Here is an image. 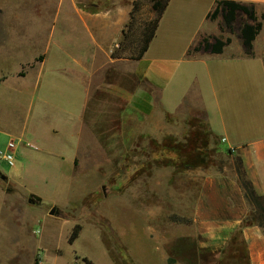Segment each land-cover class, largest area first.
I'll list each match as a JSON object with an SVG mask.
<instances>
[{
    "label": "rangeland",
    "instance_id": "obj_1",
    "mask_svg": "<svg viewBox=\"0 0 264 264\" xmlns=\"http://www.w3.org/2000/svg\"><path fill=\"white\" fill-rule=\"evenodd\" d=\"M111 8L129 10L122 31L138 47L155 17L149 0H0V151L9 141L17 146L14 168L0 161V232L12 235L4 238L5 246L19 243L20 264H85L82 258L92 264H202L197 247L203 239L194 215L203 183L212 177L237 179L236 158L207 128L195 88L175 115H167L158 91L121 74L124 69L108 60L93 86L78 94L56 73L37 80L45 55L31 59L45 47L52 58L45 71L61 65L64 40L81 41L80 54L88 51L90 42L81 37L72 10ZM243 20L238 17L232 34L224 29L220 38L237 37ZM114 36L109 32L101 43L109 46ZM17 47L21 57L12 58ZM95 62L103 67L102 57ZM139 88L155 99L150 115L125 111L121 90ZM89 93L81 113V96ZM119 109L123 117L113 125ZM188 137L207 140L203 166L177 168L160 161L173 157L159 151L167 139L185 144ZM188 160L191 166V156ZM30 196L41 203L29 204ZM75 226L79 236L70 244ZM234 238L224 244L220 264H250L247 245L238 233Z\"/></svg>",
    "mask_w": 264,
    "mask_h": 264
},
{
    "label": "crops",
    "instance_id": "obj_2",
    "mask_svg": "<svg viewBox=\"0 0 264 264\" xmlns=\"http://www.w3.org/2000/svg\"><path fill=\"white\" fill-rule=\"evenodd\" d=\"M228 1L253 7L258 20L264 18V0ZM215 2L170 0L147 52L139 61L109 57V50L121 40L129 10L111 8L93 13L72 10V17H77L76 21L81 24V37L90 42L86 54H80L79 50L84 47L81 41L64 40L59 46L63 54L61 65L50 66L45 71L47 63H52L50 46L33 55L31 62L44 54L37 80L40 81L45 72L49 76L56 73L78 94L85 85L89 89L93 86L94 77L108 60L111 65L124 69L121 74H130L136 82L146 83L158 91L162 113L167 115H175L195 88L210 133L220 139L222 147L234 158L241 160L255 192L264 197V20L250 55L245 54L239 33L234 39L227 38L230 43L220 54L203 49L194 51L202 39L219 38L222 34L219 27L222 19L218 17L213 25L207 18ZM109 32L114 33V39L109 46H104L101 39ZM69 47H75L76 51ZM21 50L15 48L12 58H18ZM98 57H102L103 67L95 62ZM20 63L27 62L21 58ZM121 95L126 98L125 111L129 113L150 115L156 108L155 99L142 88L133 93L121 90ZM89 96L90 93L87 97L86 94L81 96L78 110L81 113L89 103ZM93 105L94 110L99 109L97 104ZM118 111L112 117L113 125L122 113ZM78 115L76 119L83 122ZM250 211L251 206L237 179L229 182L223 177H212L204 181L194 215L197 235L203 239L197 247V257L202 264H218L224 244L236 233H240L247 245L250 264H264V230L255 224L244 225ZM4 235L1 231L0 264H20L19 243L5 246L4 238L12 235Z\"/></svg>",
    "mask_w": 264,
    "mask_h": 264
},
{
    "label": "trees",
    "instance_id": "obj_3",
    "mask_svg": "<svg viewBox=\"0 0 264 264\" xmlns=\"http://www.w3.org/2000/svg\"><path fill=\"white\" fill-rule=\"evenodd\" d=\"M169 1L170 0H149L151 11L155 17L145 25L139 39L138 47H133L131 43L132 41L128 37L127 33L122 31L123 39L119 43L118 47L111 53L110 58L113 60L128 59L132 61H139L147 52L148 47L153 40L159 22L169 4ZM240 16H244L246 20H243L240 25L239 37L245 49V54L250 55L252 43L262 29V23L259 22L256 17L253 7H248L245 4L237 3L235 1L217 0L215 2L213 12L209 14L207 18L210 21H215L218 17H221V32L226 29L232 33L234 30L233 26L237 18ZM229 43L230 39L224 40L220 37H207L202 39L199 47L197 49L195 48L194 51L203 49L205 52L220 54L223 48ZM199 133L202 135L201 131ZM188 138L190 139L185 144L176 142L172 139H167V141L161 145L162 148L159 147V151H161V153H170L173 157L166 156L160 159V161L177 168H182L183 166L187 168H199L203 166L208 156L207 140L202 138V141L198 142L196 137ZM190 156L193 160L191 162V166H188V159ZM235 173L238 184L243 191L244 198L251 206V211L245 219L244 225L255 224L264 230V197L257 195L251 182L246 177L241 160L237 158L235 159ZM79 232L80 227L75 226L68 239L70 244L78 238ZM238 236H240V233H238ZM82 262L85 264H92L86 258H82ZM220 263L221 260L218 264ZM34 264H39L38 260H35Z\"/></svg>",
    "mask_w": 264,
    "mask_h": 264
},
{
    "label": "built area",
    "instance_id": "obj_4",
    "mask_svg": "<svg viewBox=\"0 0 264 264\" xmlns=\"http://www.w3.org/2000/svg\"><path fill=\"white\" fill-rule=\"evenodd\" d=\"M17 146L13 141H9L3 151H0V161L4 162L9 168L15 167V153Z\"/></svg>",
    "mask_w": 264,
    "mask_h": 264
},
{
    "label": "water",
    "instance_id": "obj_5",
    "mask_svg": "<svg viewBox=\"0 0 264 264\" xmlns=\"http://www.w3.org/2000/svg\"><path fill=\"white\" fill-rule=\"evenodd\" d=\"M2 179L5 181V178L2 177ZM28 203L32 205H37L41 203V199L35 196H30L28 199ZM55 214V209H52L49 213L50 216H53Z\"/></svg>",
    "mask_w": 264,
    "mask_h": 264
}]
</instances>
